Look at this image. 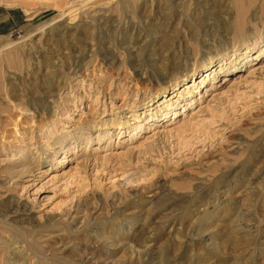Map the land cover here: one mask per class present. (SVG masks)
<instances>
[{"label":"rangeland","instance_id":"1","mask_svg":"<svg viewBox=\"0 0 264 264\" xmlns=\"http://www.w3.org/2000/svg\"><path fill=\"white\" fill-rule=\"evenodd\" d=\"M263 60L264 0H0V264H264Z\"/></svg>","mask_w":264,"mask_h":264},{"label":"bare ground","instance_id":"2","mask_svg":"<svg viewBox=\"0 0 264 264\" xmlns=\"http://www.w3.org/2000/svg\"><path fill=\"white\" fill-rule=\"evenodd\" d=\"M230 58V57H229ZM253 58H256L255 56H253ZM231 61V60H230ZM220 65V68H219V70H218V72L220 71V70H222L223 68H225V66H226V64L223 62V63H221V64H219ZM212 66V65H211ZM211 66H210V68H211ZM216 69L217 68H213L212 70L213 71H216ZM211 70V71H212ZM209 70L208 69H206L205 71H204V73L203 74H201V76H199V80L197 79V82H198V85L199 86H195V80L196 79H194V73H192V75H191V82H184L183 81V83H181L180 81H174L171 85H169V87L168 88H164V90H163V92H166L167 94L166 95H164V96H162V98H160L161 100H158L159 102H158V104L157 105H162L163 106V108H165V109H167L168 110V108H170L172 105H173V108H174V106L175 107H177L178 105H180L179 103L181 102V100H184V98H187L188 96H190L191 95V92L193 93V92H196L197 91V87H203V85H202V83H204V82H206V77L208 78V76L210 75V72H208ZM261 71H264V60H263V62L262 63H260V64H258V63H256L255 65H252V67H250L249 68V71H248V73L244 76V77H246V78H249V77H254V74L255 73H260ZM217 73V72H216ZM214 77H216V76H214ZM243 77V76H242ZM243 77V78H244ZM200 78H202V79H200ZM243 78H241V79H234V80H231V82L228 84V89L229 88H234L235 86H237V84L239 83V82H241V81H243V82H246L247 80H244ZM223 79H224V77H223ZM226 79V78H225ZM224 79V80H225ZM182 80H185V79H183L182 78ZM181 80V81H182ZM249 82V81H248ZM247 84V83H246ZM212 88H214V84H212L210 87H206V89H205V91L204 92H207V91H209V90H213ZM167 90H169V91H167ZM223 92H221V91H219V90H213L212 91V98H209V101H211V100H213L214 98H220L219 96H220V94H222ZM169 95V96H168ZM173 97H176V99H173ZM181 99V100H180ZM192 98L190 97L189 98V102L191 103L192 102ZM186 104H188V103H186ZM187 106V105H186ZM205 106H206V104H205ZM205 106H204V104H199L197 107H195V108H193L190 112H189V114H190V117L191 118H195L196 119V117H200V115L202 116L203 114V110H204V108H205ZM160 109H162V107H159ZM172 110V109H171ZM176 111L177 110H173V113H176ZM170 112V111H169ZM177 114H179V113H177ZM130 117V116H129ZM136 118V117H135ZM158 119V118H157ZM142 120V119H141ZM201 120V119H200ZM203 120V119H202ZM192 122L191 121V119L190 120H188V122ZM146 122V121H145ZM148 122V121H147ZM185 122V121H184ZM199 122V121H198ZM137 123V125L134 127V128H140L141 129V121H140V123L139 122H136ZM193 124V123H192ZM157 129H153L150 133L151 134H149L148 136H146V139H148L149 137H154V135L158 132V130L156 131ZM88 143V142H87ZM138 147V146H137ZM80 162V161H79ZM77 163H78V161H77ZM70 166V165H69ZM78 167V166H77ZM76 168V167H75ZM71 169H72V167H71ZM71 169H63V170H61V172L58 174V175H55L56 176V179H57V177H59V176H61V175H67L68 173H70L72 170ZM75 171V170H74ZM73 172V171H72ZM70 174H72V173H70ZM69 174V175H70ZM68 175V176H69ZM73 175V174H72ZM62 177V176H61ZM69 177H71V176H69ZM60 178V177H59ZM62 179V178H61ZM60 179V180H61ZM59 180V181H60ZM58 181V180H57ZM63 181V180H62ZM67 185V184H66ZM148 246V245H147ZM146 246V247H147ZM148 248V247H147Z\"/></svg>","mask_w":264,"mask_h":264},{"label":"crops","instance_id":"3","mask_svg":"<svg viewBox=\"0 0 264 264\" xmlns=\"http://www.w3.org/2000/svg\"><path fill=\"white\" fill-rule=\"evenodd\" d=\"M5 20H7V19H5Z\"/></svg>","mask_w":264,"mask_h":264}]
</instances>
